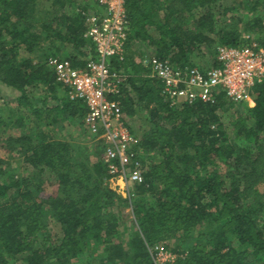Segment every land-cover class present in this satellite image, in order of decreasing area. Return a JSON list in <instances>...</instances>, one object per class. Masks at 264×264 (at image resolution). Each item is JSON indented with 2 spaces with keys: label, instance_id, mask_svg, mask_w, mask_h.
<instances>
[{
  "label": "trees",
  "instance_id": "1",
  "mask_svg": "<svg viewBox=\"0 0 264 264\" xmlns=\"http://www.w3.org/2000/svg\"><path fill=\"white\" fill-rule=\"evenodd\" d=\"M125 10L124 57L108 63L124 76L116 99L137 139L130 166L142 174L127 198L105 183L103 144L96 159L79 160L51 134L59 120L84 124V103L46 60L83 67L97 58L84 36L88 7L0 0V83L19 92L13 107L0 97V133L19 130L0 139L14 155L5 167L0 159V264H153L159 242L174 264H264V79L250 104L219 94L174 107L145 63L155 56L205 70L218 66V45L264 48V0H125ZM20 159L32 177L14 173Z\"/></svg>",
  "mask_w": 264,
  "mask_h": 264
},
{
  "label": "built area",
  "instance_id": "2",
  "mask_svg": "<svg viewBox=\"0 0 264 264\" xmlns=\"http://www.w3.org/2000/svg\"><path fill=\"white\" fill-rule=\"evenodd\" d=\"M101 9L89 17L88 37L97 55L87 59L83 67H75L68 59L50 56L46 64L55 80L67 89L69 98L80 100L86 107L84 126L96 133L104 145L101 157L107 183L119 185V194L129 197L128 184L142 182L141 170L130 162L137 153V139L122 119L116 96L124 82L120 71L110 68L108 60H122L128 37L125 0H91ZM218 66L201 70L196 66L178 67L152 56L145 63L149 76L161 83V93L170 106L196 101L212 104L219 94L233 102H251V91L264 79V48L257 43L218 45ZM118 186V185H117ZM117 190V189H116ZM153 264H174L177 256L163 243L151 248Z\"/></svg>",
  "mask_w": 264,
  "mask_h": 264
},
{
  "label": "rangeland",
  "instance_id": "3",
  "mask_svg": "<svg viewBox=\"0 0 264 264\" xmlns=\"http://www.w3.org/2000/svg\"><path fill=\"white\" fill-rule=\"evenodd\" d=\"M82 4V3H81ZM70 8H68L67 10H69ZM89 13V15H93V12L87 11ZM89 16V17H90ZM248 36V35H245ZM19 95V92L11 89L9 87H6L5 85H3L2 83H0V97L4 98L5 101L9 102L10 106H14L13 100L16 96ZM250 104V103H247ZM3 106V105H1ZM223 110V112L221 113L222 116V121L224 123H226V121L228 120V116H230L233 112V108H227ZM72 120H69L68 118L64 120V122H61L59 120V122L57 123L56 126L51 127L52 128V132L51 134L53 136H56V138H60L61 140L68 142L71 146H72V151L73 150H79L78 152H81L80 154H78L77 152H75V156L78 157L79 160H84V155H88L89 157H91V159H96L95 157H93V154H91L92 151L95 150V148L97 147L96 143L97 141L100 142V144H102L101 140L98 139V135L96 133H93L91 131H89L88 129L85 128L84 124L82 125H75L74 123L72 124L71 122ZM49 128V129H51ZM18 129L16 128H12L8 133H0V139L3 137H7L8 134H17L18 133ZM20 131H22V129H20ZM85 151V154L83 153V151ZM104 151V149H103ZM140 152V151H139ZM9 156H14L12 154H10L7 150V148L1 143L0 141V159L3 160L5 165H2V167L6 166V163L11 161V158ZM102 157V155H101ZM16 160V158L14 159ZM14 173L16 174H22V175H27V177H32L33 176V172H35V170L33 169H29L28 166L20 159L17 162V165L15 166L14 164H12ZM108 181L105 180V183L108 185L109 183H107ZM111 185V186H110ZM108 185L112 190H114L116 193L119 194L118 190H119V185L120 183H118L116 185V187H113L112 184ZM131 184H128V189L131 190ZM117 189V190H116ZM52 189L51 188H47L44 192V195H47V193H49ZM123 197V196H122ZM123 219L125 220V227H128L129 225H131V220H132V212L131 209L129 208V206H127L126 208L123 209ZM123 226V227H124ZM122 227V226H121ZM50 230H55V226H51L49 227Z\"/></svg>",
  "mask_w": 264,
  "mask_h": 264
},
{
  "label": "crops",
  "instance_id": "4",
  "mask_svg": "<svg viewBox=\"0 0 264 264\" xmlns=\"http://www.w3.org/2000/svg\"><path fill=\"white\" fill-rule=\"evenodd\" d=\"M79 1L82 3V5L87 6L90 12L92 11L93 13L94 12L96 13L98 11L103 10L100 8V6L97 3H95L91 0H79ZM108 185H110V184H108Z\"/></svg>",
  "mask_w": 264,
  "mask_h": 264
}]
</instances>
